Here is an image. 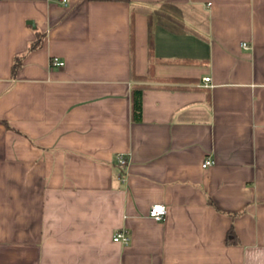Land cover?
Here are the masks:
<instances>
[{
  "label": "crops",
  "instance_id": "1",
  "mask_svg": "<svg viewBox=\"0 0 264 264\" xmlns=\"http://www.w3.org/2000/svg\"><path fill=\"white\" fill-rule=\"evenodd\" d=\"M256 248L264 0H0V264H249Z\"/></svg>",
  "mask_w": 264,
  "mask_h": 264
},
{
  "label": "trees",
  "instance_id": "2",
  "mask_svg": "<svg viewBox=\"0 0 264 264\" xmlns=\"http://www.w3.org/2000/svg\"><path fill=\"white\" fill-rule=\"evenodd\" d=\"M138 8H134L133 9V14L135 11H137ZM133 35H134V27H133V23H132V40H133ZM42 43V39L39 37L37 39V41L32 45V48H37L39 46H41ZM134 44V40L132 41V47ZM22 66V57H18L16 59V61L14 62L13 65V75H15L17 73V71L21 68ZM152 67V64H151ZM149 71H152V68H150ZM152 76H149L148 78H151ZM133 78L137 81L140 80H144L143 77H139V76H134L133 74ZM147 79V77H145ZM148 85H135L132 88V92H131V100H132V118L134 121L139 122L142 120V115H143V92L146 88H148ZM227 243L230 245L232 244H238L239 243V239L237 234L235 233L234 229L231 228L228 232L227 235Z\"/></svg>",
  "mask_w": 264,
  "mask_h": 264
},
{
  "label": "built area",
  "instance_id": "3",
  "mask_svg": "<svg viewBox=\"0 0 264 264\" xmlns=\"http://www.w3.org/2000/svg\"><path fill=\"white\" fill-rule=\"evenodd\" d=\"M63 2L66 3L67 0H63ZM244 47L248 48V45L245 43ZM51 65L63 66L64 62L58 60L57 58H53L51 61ZM204 80H205V82H209L210 78L208 77V78H205ZM119 163L122 166L127 165L128 161L124 155L119 156ZM213 163H214V161L212 159H208L205 161L203 166L208 167V166L212 165ZM166 216H167V207L164 204H160V203L153 204L149 209V217L154 219L155 221H163L166 218ZM114 241L115 242H121L122 244L127 245L130 242V235L126 231L118 232L114 236Z\"/></svg>",
  "mask_w": 264,
  "mask_h": 264
},
{
  "label": "clouds",
  "instance_id": "4",
  "mask_svg": "<svg viewBox=\"0 0 264 264\" xmlns=\"http://www.w3.org/2000/svg\"><path fill=\"white\" fill-rule=\"evenodd\" d=\"M246 256L249 264H264V249H251Z\"/></svg>",
  "mask_w": 264,
  "mask_h": 264
},
{
  "label": "water",
  "instance_id": "5",
  "mask_svg": "<svg viewBox=\"0 0 264 264\" xmlns=\"http://www.w3.org/2000/svg\"><path fill=\"white\" fill-rule=\"evenodd\" d=\"M29 23H31V24H33V25H34V22H29Z\"/></svg>",
  "mask_w": 264,
  "mask_h": 264
}]
</instances>
